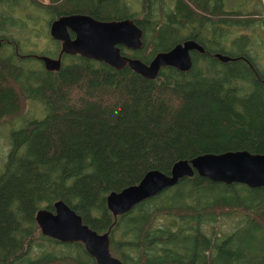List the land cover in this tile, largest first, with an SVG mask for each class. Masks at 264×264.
Returning <instances> with one entry per match:
<instances>
[{"label": "trees", "instance_id": "trees-1", "mask_svg": "<svg viewBox=\"0 0 264 264\" xmlns=\"http://www.w3.org/2000/svg\"><path fill=\"white\" fill-rule=\"evenodd\" d=\"M25 12L34 16L29 37ZM73 14L132 20L143 47L121 50L145 64L186 40L204 52L191 53L188 72L164 67L154 80L79 55L47 71L36 56L59 52L50 25ZM263 14L264 0H0V127L23 122L0 172V264H96L81 243L40 232L36 212L57 201L108 233L123 264H264V188L195 173L116 219L105 201L180 160L264 153V67L246 34L259 31L264 44ZM232 28L244 33L231 37ZM32 37L55 47L31 49ZM31 101L40 119L29 118ZM229 217L238 220L224 232L219 222Z\"/></svg>", "mask_w": 264, "mask_h": 264}, {"label": "water", "instance_id": "water-1", "mask_svg": "<svg viewBox=\"0 0 264 264\" xmlns=\"http://www.w3.org/2000/svg\"><path fill=\"white\" fill-rule=\"evenodd\" d=\"M49 35L60 43L61 50L57 59L36 56L47 71L60 70L62 54L79 55L116 70L128 67L141 77L154 80L164 67L188 72L192 68L191 53L204 52L197 42L186 40L170 51L156 54L148 64L129 58L123 54L122 48L137 51L143 47V31L130 19L98 21L88 15H65L51 23ZM215 57L223 63L235 60L220 54ZM195 173L213 183L241 184L250 189L264 188V153L228 151L177 161L168 175L152 170L138 184L110 193L105 200L106 207L116 219ZM35 220L42 235L61 243H81L96 264H123L110 252L109 234H99L90 229L62 201L54 203L52 212L37 211Z\"/></svg>", "mask_w": 264, "mask_h": 264}, {"label": "rangeland", "instance_id": "rangeland-1", "mask_svg": "<svg viewBox=\"0 0 264 264\" xmlns=\"http://www.w3.org/2000/svg\"><path fill=\"white\" fill-rule=\"evenodd\" d=\"M136 11L140 10L139 6H136ZM33 12H25L22 13L23 16V20L26 21V24L29 26L28 28H25L23 30V35L25 37H29V28L32 27L33 22V18L34 16ZM264 15V14H263ZM32 16V17H31ZM39 23L36 24L35 22V26L36 27ZM25 27V26H24ZM230 33H231V37H234L235 35L238 34H243V30L241 29H237V28H232L229 29ZM259 31H257L256 33H253L252 31L247 32L246 34H249L252 38H253V42L255 47L257 48L258 55H255V53L253 55H251L255 61L260 65L264 67V63H263V59H264V44H262L261 40H262V34L261 36L259 35H255L258 34ZM256 36V37H254ZM31 43H33L32 45L37 46V48H32L31 49H39L44 51L45 49L47 51H51L53 47H55V44H53L50 40H48L46 37L43 39H37L33 41V37L30 38ZM29 44V43H28ZM255 50V49H254ZM253 51V50H252ZM31 112L29 114V118L30 119H40L41 116L43 115V111L41 109V107L39 106V104H37L36 102L31 101L27 107V113ZM26 113V114H27ZM27 118V117H26ZM23 128V122L21 120V118L15 120L12 124H5L3 126L0 127V172L2 171V168L4 166V163L6 162L7 159V155H8V150L10 147V142H11V136L18 132L21 131V129ZM235 220H238L237 217H229V218H223L222 220H220V229L224 232L231 230L234 227V222Z\"/></svg>", "mask_w": 264, "mask_h": 264}, {"label": "flooded vegetation", "instance_id": "flooded-vegetation-1", "mask_svg": "<svg viewBox=\"0 0 264 264\" xmlns=\"http://www.w3.org/2000/svg\"><path fill=\"white\" fill-rule=\"evenodd\" d=\"M62 17V16H61ZM71 37H73L72 35H71ZM56 42V41H55ZM58 43V45H59V47H60V43L59 42H57ZM122 49H124V48H122ZM60 50H61V48H59V52H58V54L56 55V58H53V59H57L58 57H59V55H60ZM126 50V49H125ZM126 51H129V50H126ZM63 55H65V54H62L61 55V59H62V56ZM59 71V70H58ZM52 72H57V71H52Z\"/></svg>", "mask_w": 264, "mask_h": 264}]
</instances>
